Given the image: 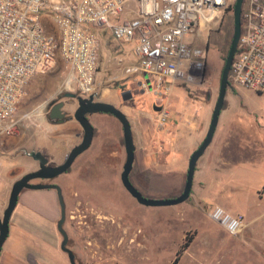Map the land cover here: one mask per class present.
<instances>
[{
  "label": "rangeland",
  "instance_id": "obj_1",
  "mask_svg": "<svg viewBox=\"0 0 264 264\" xmlns=\"http://www.w3.org/2000/svg\"><path fill=\"white\" fill-rule=\"evenodd\" d=\"M235 1L230 0L233 4ZM126 16L128 14L124 13L119 19ZM42 22L49 31L54 30L49 20L42 17ZM91 27L99 31L102 38L100 66L92 91H83L77 77L71 75L72 71L66 62L58 57L53 67L46 72L37 73L27 84L26 95L19 103L15 115V119L20 120L18 130L0 137V216H3L7 207L14 181L39 168V162L27 155L26 151L36 150L37 143L44 144L47 139V135L42 132L44 129H39L35 124H32L35 129H24V123H31L29 117L36 113L42 115L45 123H48L49 103L64 92L85 97L95 94L99 100L111 102L127 113L136 131L137 146L135 165L130 177L142 191L154 194L148 196H168L171 195L168 191L178 186L173 183L167 188L158 181L162 177V171L166 169L161 165L162 132L159 129L175 119L176 109L183 104L186 94L208 107L211 117L234 32L233 13L226 11L219 24L203 29L199 35L195 30L189 33L188 37L193 44L206 50L204 78L194 84L177 82L163 97L153 92V82L148 73L135 72L137 56L129 42L114 39L106 25ZM138 79L147 80L148 90H133V97L124 100L122 92L132 88L134 81ZM232 86L233 89H228L227 99L230 104L226 124H240L244 129L250 130L251 136L264 138V93L239 85ZM210 90L212 99L206 103L205 96ZM72 101L76 104L77 99ZM155 102L170 109L165 124L162 121L163 112L155 108ZM89 117L96 126L103 127H97L92 145L77 157L67 172L54 180H34L57 182L61 185L67 205L65 223L66 226L73 225L70 231L79 264H171L186 239L192 240L176 264H246L243 261L244 255L251 254L254 257L256 254H264V244L251 247L250 252L243 251L242 248L244 237L263 242L264 224L261 230L248 231V235L243 237L241 234L229 236L221 226L219 232L209 225L216 223L208 215V209L214 202L205 201L206 206L196 205L189 197L185 202L174 206H147L139 203L121 181L126 160L122 124L108 113H93ZM222 124L223 120L219 127ZM115 125L121 129H114ZM141 145L144 148L140 147L139 150ZM142 154H150L155 158L152 164H144ZM254 162L255 170L250 175L242 176L240 171L235 175L238 177V189L227 191V194H232L230 201L236 204L237 209L245 212V215L251 212L247 205L249 202L264 206V193L259 198V182H256L263 179L264 151L261 158ZM234 166L230 168L231 171ZM154 170L157 172L154 177L158 179L151 182V172ZM219 173L224 178L228 177L225 168H221ZM183 183L185 184L184 180ZM160 185L163 189H157ZM260 188L263 192L264 189ZM182 190L183 188L179 191ZM84 214L90 219L91 233H88L87 224L83 222L87 219ZM70 215L75 218H70ZM61 239L60 235V241Z\"/></svg>",
  "mask_w": 264,
  "mask_h": 264
},
{
  "label": "built area",
  "instance_id": "obj_2",
  "mask_svg": "<svg viewBox=\"0 0 264 264\" xmlns=\"http://www.w3.org/2000/svg\"><path fill=\"white\" fill-rule=\"evenodd\" d=\"M229 4L230 0H0V137L18 130L15 115L27 84L53 67L58 57L76 73L81 88L92 91L102 38L91 25H106L114 39L132 45L135 72L149 74L158 96H165L177 82H201L206 50L188 35L219 24ZM124 13L128 16L120 20ZM42 17L55 31L48 30ZM242 18L229 80L264 93V0H244ZM142 81L148 90L147 80ZM208 215L232 236L246 226L244 216L222 205H213Z\"/></svg>",
  "mask_w": 264,
  "mask_h": 264
},
{
  "label": "crops",
  "instance_id": "obj_3",
  "mask_svg": "<svg viewBox=\"0 0 264 264\" xmlns=\"http://www.w3.org/2000/svg\"><path fill=\"white\" fill-rule=\"evenodd\" d=\"M71 75L76 76V73L72 72ZM231 88L233 89V86ZM227 97L228 92L227 105L221 111L213 140L197 162L190 198L196 202V205L206 206L205 201H211L214 205H222L235 215L244 216L246 226L241 233L243 237L248 235V231L262 229L264 206L247 203L251 212L246 216L245 212L237 209L236 204L230 201L232 194H227V191L238 189V177L235 175L239 171L243 176L250 175L255 170L254 160L261 158L264 138L251 136L250 130L244 129L240 124H226L230 104ZM207 108L198 103L196 98L186 94L183 104L176 109L175 119L167 124L164 123L161 131V165L166 169L162 171V177L158 181L167 188L173 183L178 184L177 188L168 191V194L183 188L190 155L204 139L210 124L211 117ZM168 110L170 112V109ZM29 118L31 123L26 121L24 129H35L32 124L44 129L42 132L47 135V139L44 144L38 142L35 149L43 152L53 164L63 163L72 147L82 138L83 128L74 118L48 123H45L42 115L38 113ZM97 118L103 122L102 118L99 116ZM222 120L223 124L219 127ZM92 123L94 124V121ZM114 129L121 128L115 125ZM140 147L144 148L141 145L139 150ZM141 156L144 164L146 162L147 165L152 164L155 159L150 154ZM232 166L234 167L231 171ZM221 168L226 169L227 178L219 173ZM155 179L158 178L151 176L150 180L154 182ZM256 182H259L257 192L259 198H262L264 191L261 192L259 189L260 187L264 189V167L263 179ZM162 185L157 189H163ZM16 209L12 214L9 236L2 247L0 264H70L68 255L60 246V233L57 228L60 207L57 192L54 189H27L20 194ZM209 225L219 232L222 229L217 223H209ZM243 240V251L250 252L251 247L264 244V238H262L263 242L250 237H244ZM243 261L246 264H264V254H256L254 257L251 254L244 255Z\"/></svg>",
  "mask_w": 264,
  "mask_h": 264
},
{
  "label": "water",
  "instance_id": "obj_4",
  "mask_svg": "<svg viewBox=\"0 0 264 264\" xmlns=\"http://www.w3.org/2000/svg\"><path fill=\"white\" fill-rule=\"evenodd\" d=\"M243 4L244 0H236L234 3V32L228 54L225 58V64L222 69L218 96L212 111L207 133L200 145L190 155L186 182L181 194L176 197H152L145 195L133 183L130 177L135 165L137 146L133 134L132 123L127 113L111 102L96 99L95 94H91L88 97H85L82 95H77L75 93H70L71 96L77 98L78 107L76 108L73 115L69 117V119H76L82 126V139L78 144L72 147L70 152L66 155L64 162L60 164H51L49 158L41 151H26L27 155L32 156L39 162V168L27 172L26 174L15 180L12 185L7 207L4 209L3 216H0V254L2 251V247L9 236L12 214L17 207L20 194L23 192V190L55 189L57 191L61 207V217L58 220V229L62 235L61 249L68 254L71 264H77L76 254L68 245L69 235L64 227V223L66 220V202L61 185L54 182H33V180H51L61 175L62 173L67 172L71 168L77 157L92 145L95 137V126L90 120L89 115L93 113L111 114L115 116L122 124L123 136L125 140L124 145L126 151V160L124 162L123 170L121 173V181L125 189L139 203L147 206H174L185 202L190 197L197 162L213 140L217 125L219 123L221 111L225 106L228 89L232 87V84L229 80V73L234 56L238 49V43L242 32ZM122 97L124 100H128L133 97V93L130 89L124 90L122 92ZM161 108L162 107H158L156 109L160 110ZM63 115L64 114L61 111H58V116L60 118H62ZM62 121H64V119L59 120V122Z\"/></svg>",
  "mask_w": 264,
  "mask_h": 264
},
{
  "label": "flooded vegetation",
  "instance_id": "obj_5",
  "mask_svg": "<svg viewBox=\"0 0 264 264\" xmlns=\"http://www.w3.org/2000/svg\"><path fill=\"white\" fill-rule=\"evenodd\" d=\"M134 84L135 85L132 86V88H130V90L132 91L133 95H134L133 90H136L138 92L139 91H141V92H146L147 91V89L143 86V81L141 79H138V80L134 81ZM70 93H73V92H64L63 94H61V96L57 97L55 100H53V101H51L49 103V107H48V110H47V118H48V121L49 122H57V121H59L61 119H64V121H66L67 119H69L70 116L73 115V113L75 112L76 108L78 107V103H77L78 100H77L76 104H73L74 102L72 100L73 99L75 100L77 98L74 97V96H71ZM67 98L68 99L71 98V99L67 100ZM95 98H96V96H95ZM96 99H98V98H96ZM205 99H206V101H209L210 102V100L212 99V91L211 90L206 93V98ZM73 105H75V106L73 107ZM158 107H162L160 110H158L159 112L165 111L166 112L165 113V116L168 114L169 110L168 109H165L163 107V104H159V103H156L155 102V108H158ZM58 111H61L64 114L62 118H60L58 116ZM166 118H167V116H166ZM163 128L164 127H162L161 129H159V131H162ZM133 134H134V138H135V136H136L135 129H133ZM151 175L152 176H157V172L154 170L153 172H151ZM54 179H51V180H54ZM33 182H34V180H33ZM54 183H57V182H54ZM57 184H59V183H57ZM142 192L145 193L144 191H142ZM59 205H60V203H59ZM84 216L87 218L85 221H83L84 223L87 224L88 229H86V230L88 231V233H91L90 232V228H91L90 219H88V215L84 214ZM60 217H61V207H60L59 219H60ZM70 218L74 219L75 216L74 215H70ZM58 220H57V228H58ZM66 220H67V205H66ZM66 220H65V222H66ZM71 226H66V223H64V227H65V229H66V231H67V233L69 235L68 245L75 252V254H76V261H77V264H79L78 256H77L76 250L74 249V246H73L72 232L70 231V229L73 228V225H71ZM59 233H60V231H59ZM60 235H61V233H60ZM61 237H62V235H61ZM61 242H62V239H61ZM60 246H61V243H60ZM69 261H70V259H69ZM70 264H71V262H70Z\"/></svg>",
  "mask_w": 264,
  "mask_h": 264
},
{
  "label": "trees",
  "instance_id": "obj_6",
  "mask_svg": "<svg viewBox=\"0 0 264 264\" xmlns=\"http://www.w3.org/2000/svg\"><path fill=\"white\" fill-rule=\"evenodd\" d=\"M233 6H234V4L230 2L229 7L227 8V11H230L231 13H233ZM233 17H234V14H233ZM242 22H243V18H242ZM189 96H190V95H189ZM193 98H194V97H193ZM205 98H206V96H205ZM205 102H207L206 99H205ZM208 102H209V101H208ZM226 105H227V100H225V106H226ZM225 106H224V108H225ZM96 133H97V127H95V134H96ZM122 140H123V142H124V144H125L124 137H123ZM186 177H187V172H185V176H184V181H185V182H186ZM25 190H26V189H25ZM23 191H24V190H23ZM181 192H182V191H175V192L172 193L171 195L164 196V197H176V196L180 195ZM144 194L148 196L147 193H144ZM191 240H192V239H186V240L184 241V243L182 244L181 248H180V249L178 250V252H177L176 258L173 260V262H172L171 264H176V263L178 262V260L180 259L181 254H182V253L184 252V250L189 246Z\"/></svg>",
  "mask_w": 264,
  "mask_h": 264
}]
</instances>
